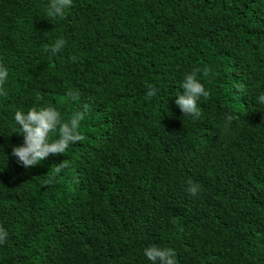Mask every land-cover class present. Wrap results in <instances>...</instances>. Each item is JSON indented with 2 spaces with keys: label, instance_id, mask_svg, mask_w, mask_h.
I'll return each instance as SVG.
<instances>
[{
  "label": "trees",
  "instance_id": "16d2710c",
  "mask_svg": "<svg viewBox=\"0 0 264 264\" xmlns=\"http://www.w3.org/2000/svg\"><path fill=\"white\" fill-rule=\"evenodd\" d=\"M48 3L0 0V264H149L150 244L264 264V0ZM193 70L198 120L173 103ZM33 106L86 109L83 139L24 168L12 117Z\"/></svg>",
  "mask_w": 264,
  "mask_h": 264
},
{
  "label": "clouds",
  "instance_id": "9594fccd",
  "mask_svg": "<svg viewBox=\"0 0 264 264\" xmlns=\"http://www.w3.org/2000/svg\"><path fill=\"white\" fill-rule=\"evenodd\" d=\"M73 0H49L47 5L50 15L62 17L65 10L70 9ZM65 45L63 39H57L50 46V54L56 55ZM206 75L208 69L203 70ZM8 78V69L0 65V85ZM158 89L150 87L146 92L148 97L156 95ZM2 94V89H0ZM70 98L75 94L71 91L66 93ZM204 83L197 79V71L184 72L179 80V87L175 91L173 103L179 108L183 116L192 120H198L201 116L199 102L208 96ZM257 102L264 104V92L257 98ZM85 110L76 111L67 120L62 117L61 112L51 106H33L27 111L16 110L13 120L18 131L15 133L23 138L20 145L13 146L11 155L24 168L34 167L49 156L63 153L70 144L83 139L79 132L81 121L84 119ZM53 134H55L53 138ZM57 172L60 171L58 167ZM200 191V185L189 181L186 192L195 197ZM8 233L0 228V243L7 238ZM144 258L149 264H178L176 250L172 247L150 244L142 249Z\"/></svg>",
  "mask_w": 264,
  "mask_h": 264
}]
</instances>
